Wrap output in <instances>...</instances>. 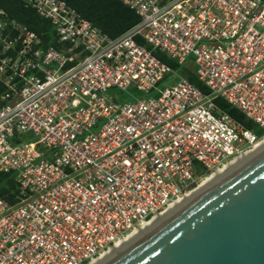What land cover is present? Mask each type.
I'll return each mask as SVG.
<instances>
[{"label":"built area","instance_id":"1","mask_svg":"<svg viewBox=\"0 0 264 264\" xmlns=\"http://www.w3.org/2000/svg\"><path fill=\"white\" fill-rule=\"evenodd\" d=\"M21 1L54 44L0 7V172L15 183L0 264H88L264 138L263 0H117L138 21L116 37L64 0ZM155 49L190 57L207 91Z\"/></svg>","mask_w":264,"mask_h":264},{"label":"water","instance_id":"2","mask_svg":"<svg viewBox=\"0 0 264 264\" xmlns=\"http://www.w3.org/2000/svg\"><path fill=\"white\" fill-rule=\"evenodd\" d=\"M100 264H264V147Z\"/></svg>","mask_w":264,"mask_h":264},{"label":"trees","instance_id":"3","mask_svg":"<svg viewBox=\"0 0 264 264\" xmlns=\"http://www.w3.org/2000/svg\"><path fill=\"white\" fill-rule=\"evenodd\" d=\"M67 5L73 8L81 17L88 20L93 26L97 27L102 33L109 37H116L125 30L133 26L138 17L133 10L124 6L117 0H64ZM264 1V0H263ZM0 7L8 12V14L16 20L25 24L33 30L44 44H54V38L49 32L50 24L47 20L38 17L32 10L23 6L21 0H0ZM135 41L143 44L147 49H151L144 41L138 37H134ZM162 63L170 66L178 71L180 75L186 78L192 85L203 92L206 88L197 80L191 58H186L181 64H177L175 60L167 57L159 50H151ZM215 107L235 122L241 125L244 129L254 132L259 138L263 134V130L256 128L255 124L247 119L240 111L229 105L222 98H214ZM15 192V183L10 173L0 172V196L8 201H11Z\"/></svg>","mask_w":264,"mask_h":264},{"label":"bare ground","instance_id":"4","mask_svg":"<svg viewBox=\"0 0 264 264\" xmlns=\"http://www.w3.org/2000/svg\"><path fill=\"white\" fill-rule=\"evenodd\" d=\"M254 150H249L246 153L236 157L234 160L223 166L220 170L216 171L214 174H212L210 177L204 179L202 182H200L188 195L183 197L181 200L173 203L170 205L163 213L160 215H157L153 217L148 223L143 225L142 227L137 228L136 230L132 231L127 237L122 239L120 242L116 243L108 252L105 254H102L101 256L97 257L95 260L89 262L88 264H100L103 261L110 258L112 255L117 253L120 249L128 245L131 241L136 239L141 233L153 225H155L162 217H164L166 214L171 213L174 211L178 206L183 204L186 200L191 199L194 195L198 194L201 190L205 189L208 185L212 184L214 181L222 177L223 175L227 174L231 170H233L238 164H240L245 159L249 158L253 154L257 153L264 147V139L262 141H258L254 146ZM250 154V155H249ZM248 155V156H247ZM226 172V173H225ZM225 173V174H224Z\"/></svg>","mask_w":264,"mask_h":264},{"label":"rangeland","instance_id":"5","mask_svg":"<svg viewBox=\"0 0 264 264\" xmlns=\"http://www.w3.org/2000/svg\"><path fill=\"white\" fill-rule=\"evenodd\" d=\"M194 70V67H193ZM110 93H116L117 96L121 99V100H128L131 97H140L141 93L138 92L137 90L133 89V88H128L126 91H118L114 88L108 89L106 92V95L110 94ZM256 126V125H255ZM256 128H258L256 126ZM259 129V128H258ZM256 131V130H255ZM251 132L252 134H254L255 138L257 139V135L255 134L256 132ZM262 141V140H261ZM252 150H254V147L252 148ZM250 152V151H249ZM247 154V153H246ZM250 155V154H249ZM248 156V155H247ZM226 173V172H225ZM224 173V174H225ZM202 191V190H201Z\"/></svg>","mask_w":264,"mask_h":264}]
</instances>
